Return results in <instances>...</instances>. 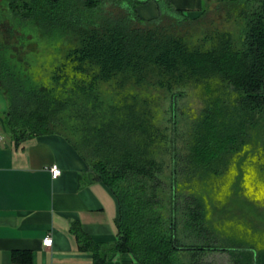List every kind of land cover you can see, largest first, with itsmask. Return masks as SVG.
Listing matches in <instances>:
<instances>
[{
    "label": "trees",
    "instance_id": "16d2710c",
    "mask_svg": "<svg viewBox=\"0 0 264 264\" xmlns=\"http://www.w3.org/2000/svg\"><path fill=\"white\" fill-rule=\"evenodd\" d=\"M148 1L0 0L6 135L63 136L114 194L113 243L72 225L94 264L109 252L139 264H264L259 241L222 238L202 189L249 144L264 175V0H217L226 21L241 24L237 35L193 32L205 7L191 17L154 0L157 14L143 17ZM42 48L54 56L45 78L33 62ZM190 97L191 115L180 106Z\"/></svg>",
    "mask_w": 264,
    "mask_h": 264
},
{
    "label": "crops",
    "instance_id": "0c3cea01",
    "mask_svg": "<svg viewBox=\"0 0 264 264\" xmlns=\"http://www.w3.org/2000/svg\"><path fill=\"white\" fill-rule=\"evenodd\" d=\"M196 14L212 0H167ZM154 0L138 7L143 17L157 14ZM5 97L0 93V264H94L72 232L77 224L92 241L116 239L118 203L106 185L94 179L82 157L59 134H42L19 143L3 127ZM57 164L60 175L51 176ZM52 244L42 243L46 236ZM15 252H21L13 259ZM106 264H139L130 253L109 252Z\"/></svg>",
    "mask_w": 264,
    "mask_h": 264
},
{
    "label": "rangeland",
    "instance_id": "374dc122",
    "mask_svg": "<svg viewBox=\"0 0 264 264\" xmlns=\"http://www.w3.org/2000/svg\"><path fill=\"white\" fill-rule=\"evenodd\" d=\"M217 2L212 0L202 6L207 11L192 31L198 34L202 30L216 27L233 31L237 35L241 24L233 20L226 21L224 10L215 8ZM41 53L33 62L37 76L45 78L48 75L47 69L54 64V56L50 48L41 50ZM182 101L180 106L186 108L187 114L191 115L197 109V101L193 97ZM5 104L7 106L6 101ZM188 107L192 108L190 112ZM255 154L256 149H252L249 144L225 165L222 176L213 182V188L209 184L204 186L205 189L202 188L209 195L207 200L211 199L209 203L207 201V210L214 228L221 233L222 238L228 235L239 236V243L233 245L243 247H250L254 241L264 245V175L258 171ZM214 204L222 209L213 210ZM214 258L215 261H224L228 256L223 253L216 254Z\"/></svg>",
    "mask_w": 264,
    "mask_h": 264
},
{
    "label": "built area",
    "instance_id": "2783aa9c",
    "mask_svg": "<svg viewBox=\"0 0 264 264\" xmlns=\"http://www.w3.org/2000/svg\"><path fill=\"white\" fill-rule=\"evenodd\" d=\"M49 171L51 173V176L53 178H56L57 176L60 175L61 171H60V168L58 167L57 164H52L50 167H49ZM42 243L43 245L45 246H50L52 244V237L51 236H46L45 238H43L42 240Z\"/></svg>",
    "mask_w": 264,
    "mask_h": 264
}]
</instances>
